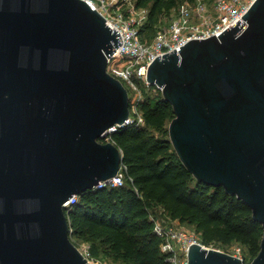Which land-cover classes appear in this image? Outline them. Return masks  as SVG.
Here are the masks:
<instances>
[{"label": "water", "instance_id": "1", "mask_svg": "<svg viewBox=\"0 0 264 264\" xmlns=\"http://www.w3.org/2000/svg\"><path fill=\"white\" fill-rule=\"evenodd\" d=\"M122 38L87 0H0V264H92L71 239L65 204L121 171L106 141L131 113L107 69ZM175 113L170 141L199 181L223 187L262 224L264 0L234 26L150 65ZM187 264H245L192 243Z\"/></svg>", "mask_w": 264, "mask_h": 264}, {"label": "trees", "instance_id": "2", "mask_svg": "<svg viewBox=\"0 0 264 264\" xmlns=\"http://www.w3.org/2000/svg\"><path fill=\"white\" fill-rule=\"evenodd\" d=\"M184 0H136L150 8L142 32L154 28L159 17L177 11ZM140 101L145 124L119 127L110 139L123 153L124 184L92 189L77 197L67 211L71 238L91 243L92 258L105 256L128 264H172L155 231L159 210L171 219L198 227L206 245L240 243L256 257L261 250L262 224L251 208L223 187L199 182L176 153L169 135L175 118L162 91L150 86ZM245 263V261H244Z\"/></svg>", "mask_w": 264, "mask_h": 264}, {"label": "built area", "instance_id": "3", "mask_svg": "<svg viewBox=\"0 0 264 264\" xmlns=\"http://www.w3.org/2000/svg\"><path fill=\"white\" fill-rule=\"evenodd\" d=\"M87 1L92 8L99 10L105 16L107 25L112 30L115 28L122 38L123 43L108 57V72L119 79L126 88L125 83L132 90L140 93L141 90L136 78L143 81L148 87L152 86L147 80V75L150 65L158 56L170 53L176 48L184 46L190 40L207 39L223 33L242 19L255 0H215L211 8L205 0H184L178 7L177 18L168 27L160 31L151 42L143 40L140 36L136 26L139 22L137 19L133 17L127 19L119 12L113 13L112 5L119 0ZM156 88L161 90L157 86ZM141 98L140 95L134 108L131 106L127 125L136 121L138 124H145V119L140 111ZM118 128L119 126L116 125L109 129L106 141H111L110 135ZM124 181V174L120 171L117 177L110 179L108 182H101L98 189L122 186ZM77 197L74 196L65 205L70 208L76 203ZM155 231L162 238H165L162 251L171 253L174 256L175 246L173 241L177 240V237L173 228L156 221ZM192 243L199 242L187 243L185 245L186 252H188ZM85 256L94 264L90 252Z\"/></svg>", "mask_w": 264, "mask_h": 264}, {"label": "rangeland", "instance_id": "4", "mask_svg": "<svg viewBox=\"0 0 264 264\" xmlns=\"http://www.w3.org/2000/svg\"><path fill=\"white\" fill-rule=\"evenodd\" d=\"M90 1L98 2L100 0H90ZM205 1L208 3L207 5L211 8L215 0H205ZM112 7H113V13L119 12L127 19L131 17L137 19L139 22H137L136 26L140 32V36L143 38V40L148 42H151L160 31L168 27L178 16V9L177 11H172L169 15H162L161 17H159L157 23L154 25V28L146 31L144 34L142 32V27H144V25L149 19L150 8H138L136 0H128V1L119 0L116 4H113ZM136 82L140 87L141 90L140 93L132 90L129 87V85L125 83L127 89L129 90L130 105L132 106V108H134L135 103L137 102L138 98H140V95L142 97L140 99L141 101L146 96V93H155L156 91V89L151 91H146L148 86L140 79L136 78ZM157 220L159 221L160 224H164L165 226L172 227L174 232L176 233L177 240L173 241L175 246L174 248L175 252H174V256L171 258L172 260L170 259L172 261V264H186L187 252L185 250V245L193 241H198L207 248L218 249L223 252L236 255L242 258L245 261V264L251 263L256 258L250 254L248 247H245L244 245H241L240 243L237 242H233L226 246L204 244L202 240V234H201L202 232L198 229V227L184 224L180 222V220L171 219V217L162 210H159ZM71 239L83 253L87 254L88 252H90L91 243L89 241L82 240L79 238H71ZM93 260L94 261L92 262L94 264H128L123 262H114L112 259L106 258L105 256L93 258Z\"/></svg>", "mask_w": 264, "mask_h": 264}]
</instances>
